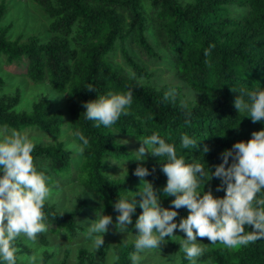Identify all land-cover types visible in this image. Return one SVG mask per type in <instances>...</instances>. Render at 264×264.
Masks as SVG:
<instances>
[{
	"label": "trees",
	"instance_id": "16d2710c",
	"mask_svg": "<svg viewBox=\"0 0 264 264\" xmlns=\"http://www.w3.org/2000/svg\"><path fill=\"white\" fill-rule=\"evenodd\" d=\"M35 1L50 21L49 39L32 35L22 42L20 36L9 37L10 26H0V61L4 58L8 64H19L27 60L25 75L29 80L47 83L56 93L66 95L73 136L79 143L80 133L89 142L77 157L62 141L35 144L34 163L45 172L50 186L74 177L88 195H78L68 211L45 202V223L52 234L72 241L80 231L88 232L78 218L86 210L96 214L101 207L103 214L113 217L115 225L112 201L118 194L131 198L133 192L139 191L141 178L133 174L138 164L149 169L144 179L155 188L166 183L158 157L148 152L145 159L133 160L134 152L116 134L131 137L141 145L139 139L157 132L176 145L177 155H183L186 162L200 161L207 167L221 163L220 153L233 143L248 140L253 131L264 128V122H253L233 105L239 94L234 91L241 86L251 87L250 90L264 88V0ZM6 11L7 5L1 2L0 22ZM118 52L123 63L115 61ZM141 54L148 60L167 63L176 81L160 88L151 83L155 72L149 70L150 62L142 60ZM5 85L0 75V90ZM89 85L95 88L88 89ZM110 90L131 91L133 102L112 128H97L93 121L85 119L83 102ZM166 92L171 95L166 97ZM49 97L45 94L35 100L27 111L18 109L22 100L20 87L13 93L0 92V126L18 131L36 128L59 136L66 125L65 113L55 109ZM182 134L200 140L198 147L185 149L181 145ZM204 146L209 148L207 153L201 151ZM113 160L132 163L124 177L111 178L110 182ZM219 183L220 179L213 177L201 185V190L223 196V190H216ZM158 195L164 207H172L170 201L174 197L162 191ZM141 211L137 207L132 224ZM177 211L180 216L188 213L186 207ZM180 216L174 219L178 221ZM245 228L251 230L249 225ZM129 231L137 230L130 224ZM174 232L185 235L178 229ZM179 239L166 237L165 242L178 248ZM38 240L49 244L43 233L38 234ZM14 245L19 249L15 253L16 264H21L20 253H35L23 236ZM107 247L105 242L99 249L102 261L107 257ZM115 250L118 259L114 264H131L133 244L119 243ZM43 254L36 264H49L54 256L48 250ZM198 259L205 264H264V238L233 248L210 243ZM188 263L182 255L180 264ZM78 264H96L95 254L79 250Z\"/></svg>",
	"mask_w": 264,
	"mask_h": 264
},
{
	"label": "clouds",
	"instance_id": "9594fccd",
	"mask_svg": "<svg viewBox=\"0 0 264 264\" xmlns=\"http://www.w3.org/2000/svg\"><path fill=\"white\" fill-rule=\"evenodd\" d=\"M208 53L209 49L206 48L205 56ZM93 88L92 85L88 87ZM250 88L241 86L234 91L239 94L233 100V105L238 113H244L253 122H264V88ZM169 95L171 92L165 93L166 97ZM132 102L131 91L110 90L105 94L98 93L94 100L84 101L83 114L85 119L94 122L95 127L110 129L122 115L128 113ZM77 135L79 143H67L66 148L83 153L89 142L82 134ZM139 140L142 143L134 153L133 160L145 159L146 152L158 157L166 183L162 188H155L144 179L149 169L138 164L133 174L141 178L139 191L133 192L131 198L118 194V198L112 201L117 231L129 235L130 224L137 230L132 232L131 264H142L141 254L146 250L159 249L166 237L181 238L178 241L179 252L183 253V258L189 264H197V259L206 251L208 244L198 237H207L212 244L219 242L228 248L264 238V128L253 131L248 140L233 143L231 148L220 153L221 163L207 167L200 161L186 162L183 155H177L176 145L157 132ZM199 141L187 134L181 136V145L185 149L198 147ZM34 147V138L27 132L15 129L0 131V264H16L14 241L18 237L23 236L35 243L38 234L47 231L43 206L49 198L51 187L45 172L38 170L34 163ZM201 151L207 153L209 148L204 146ZM161 157H166V160L162 161ZM126 161L122 168L123 172L127 170L128 173ZM112 177L109 174L108 181L111 182ZM213 177L220 179L216 190H223V196H216L212 190L205 191V188L201 190V185L207 184ZM161 191L174 197L170 201L172 207L162 205L158 195ZM138 196L139 200L136 199ZM137 207L142 211L132 224ZM181 207L188 210L186 216H180L177 211ZM177 216H180L178 221L174 219ZM111 224L113 217L103 214L101 207L96 212V218L87 226L93 249L104 246V235ZM246 225L251 226V230H246ZM177 229L185 235L175 234L174 230ZM117 259L116 254L111 255L108 264H114ZM28 264H36L35 256L29 258Z\"/></svg>",
	"mask_w": 264,
	"mask_h": 264
},
{
	"label": "rangeland",
	"instance_id": "374dc122",
	"mask_svg": "<svg viewBox=\"0 0 264 264\" xmlns=\"http://www.w3.org/2000/svg\"><path fill=\"white\" fill-rule=\"evenodd\" d=\"M1 2H4L7 5V11L5 12L2 22H0V26H10L9 37L11 39H16L20 36L22 38L21 41L23 42L27 41V39L32 35H37L44 41L49 39L51 35L49 30L50 21L48 20L44 11L39 7V5H37L35 0H0V3ZM141 57L142 60H148L144 58L142 54ZM114 58L116 62L123 63L120 52L116 53ZM148 62H150V65H148L149 70L155 72L151 78V83L160 88L164 84L176 81L173 80L174 77L171 73L172 71L170 68H168L167 63H162L159 61L157 63L156 60L152 59H149ZM27 66V60L19 64H8L5 62L4 58H1L0 61V75H2L6 81V85L0 90V92L13 93L17 87H20L22 89V100L18 106L19 110H30L32 103L45 94H49L50 97L53 95H63L53 91L47 83H33L31 80H29L25 75ZM127 70L129 69L127 68ZM51 100L54 103L55 109H60L65 113L66 125L64 126L63 132L59 136L55 137L36 128H30L23 131L31 135L34 138V143L39 145L53 144L58 141L65 142L66 144L77 143L73 136V132L68 125L69 116L66 95L51 98ZM9 130L11 129L0 126V131L7 132ZM116 135L119 141H127V143L124 144H126L127 147L130 148L134 153L141 146L135 139L131 137L118 134ZM147 153L148 152H146L144 155ZM79 154L80 153L73 151L74 157H77ZM114 161L111 162L112 169L109 170V174L113 175L112 178L124 177L125 172H127V170L123 172L122 166L124 161L119 162L120 164L118 161ZM131 163L132 161L130 160L125 162L127 169ZM50 187V195L46 201L54 203L58 209L63 211H68L73 208L78 195H83L86 197L88 196L86 193H83L82 188L79 187V183L74 180V177L70 178L69 180L65 179L60 181V183L56 186ZM86 211L87 213L83 217H79L78 220H80L81 225L87 229V226L90 224L91 220L96 218V214L91 210ZM87 233L88 232L86 231H80L79 235L77 237L75 236V238L69 242L65 236L52 234L50 230L47 229L46 232H43V235L48 238V245L43 244L38 239L35 243L27 241L25 238L24 241L29 243L31 248L35 249V253L32 256H35L36 263L42 259L45 250H48L49 253H54L53 258H51L49 261V264H78L79 250L87 249L95 254L96 264H108L110 256L113 254L117 255L115 248L119 243H126L130 245L133 244L134 240V235L132 232L129 231L128 235L127 232L117 231L114 224L109 225V231L104 235V240L108 245L106 248L107 257L105 261H102L99 254V249L95 250L90 246V237ZM198 239L208 244L206 248L211 243L207 237H198ZM16 250L18 251L19 249ZM179 251L180 247L173 248L167 242H162L159 246V249L146 250L141 254L143 257L142 264H177V260H179L180 264L181 256L183 254ZM32 256L26 253H20L19 259L21 264H28L29 258ZM197 264L205 263H202L199 259H197Z\"/></svg>",
	"mask_w": 264,
	"mask_h": 264
}]
</instances>
